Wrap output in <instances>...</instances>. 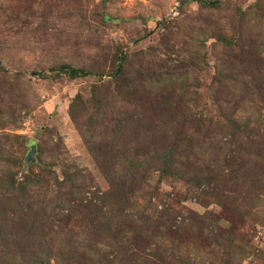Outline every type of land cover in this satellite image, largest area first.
Wrapping results in <instances>:
<instances>
[{
  "label": "rangeland",
  "instance_id": "1",
  "mask_svg": "<svg viewBox=\"0 0 264 264\" xmlns=\"http://www.w3.org/2000/svg\"><path fill=\"white\" fill-rule=\"evenodd\" d=\"M215 1L217 4L204 6L194 0H0V115H9L0 126V135L9 134L5 143L11 150L23 141L16 137L23 136L24 157L34 143V157L39 160L34 162L33 171L38 172L40 165L52 171L46 182L28 191L25 201L30 202L31 209L22 218L13 212L17 199L0 193V208L5 202L14 205L3 219L2 244L34 245L45 251L49 249L47 243H71L75 238L69 230L82 235L75 241L88 242L90 237H99L97 231L95 235L91 230H81L84 227L110 225L114 229L117 213L110 207L99 217L110 219L111 223L99 224L96 218V194L109 189V181L99 168L107 162L103 150L117 153L134 145L147 148L148 152L159 149L170 141L175 122L161 135L153 136L154 127L169 123L167 117L187 107H182L181 102L180 110L175 97L178 91L153 88L149 92L147 87L134 91L128 87V76L134 78L137 72L150 70L183 71L191 102L186 111L199 109L208 117L217 115V107L222 105L227 111L235 109L239 117L263 118L264 108L257 104L255 88L251 89L254 100L237 104L239 96L234 95L229 82L234 83L236 92L245 90L239 86L249 83L232 78L227 81L223 76L259 70V79H264V0ZM121 56L126 57L123 60ZM118 60L124 63V75L116 78L113 70ZM63 63L88 70L90 75L52 76ZM116 87L129 92L130 97H123ZM107 90L112 95L107 98L109 112L103 116L96 137V121L88 125L92 121H87V117L95 113L93 96ZM77 94L81 105L74 120L69 107ZM84 131L87 138L93 136L94 145L84 137ZM199 133L194 136L201 144H183L178 153L192 171H202L209 164L202 155L209 132L202 127ZM231 144L237 145L230 141L228 147ZM251 165L250 168L259 167ZM103 167L116 173V166ZM235 167L234 159L229 165L224 164L223 176L238 178L233 173ZM64 172L71 178L66 180ZM258 176H253L257 177L253 183L239 178L234 185L224 179L228 198L218 200L206 189L207 203L203 206L196 200L200 191L194 186L160 180L157 171H147L123 207L139 208L144 204L145 213H150L171 204L176 215L191 209L203 214L204 220L227 216L229 228L250 239L256 250L241 264H264L262 218L244 212L236 200L249 193L264 199V180ZM32 212L34 222L29 216ZM47 222L53 224L54 231L48 229ZM110 231L112 235L114 230ZM197 259L220 264L219 259L210 260L206 255Z\"/></svg>",
  "mask_w": 264,
  "mask_h": 264
},
{
  "label": "trees",
  "instance_id": "2",
  "mask_svg": "<svg viewBox=\"0 0 264 264\" xmlns=\"http://www.w3.org/2000/svg\"><path fill=\"white\" fill-rule=\"evenodd\" d=\"M194 1L204 6L217 4L215 0ZM121 57L124 60L126 56ZM53 72L55 73L52 76L64 73L71 78L90 75L88 70L67 63H63ZM259 72L261 71L256 70L250 73H229L230 75L223 76L227 81H231L232 78L239 82L242 80V82L249 83L239 86L240 88L245 87V90L236 92L234 83L229 82L228 85L232 88V92H235L234 95L239 96L237 104L251 101L253 99L251 89L255 88L258 95L257 104L264 108V79H259ZM218 73L220 76L223 75L220 70ZM123 75L124 63L118 60L113 70V76L118 78ZM43 76H46V73ZM126 81L128 87L134 91L146 89V87L149 92L153 88H160L169 93L178 91L175 97L180 105V110L181 102L182 107H187L183 112H174V115L167 117L170 119L169 123H160L154 127L153 136L161 135L175 122L171 126L173 132L170 141L159 149L148 152L147 148L134 145L128 150L124 149L117 153L109 149L103 150L102 154L107 162L103 165L100 163L99 168L109 181V189L96 194V218L99 224L111 223L110 219L101 220L99 217L101 212L110 207L117 213V217L114 219L116 225L114 229H110V225L97 226L94 229L84 227L81 230L84 232L91 230L95 235L97 231L99 237L96 240L90 237L88 242L75 241L82 235L69 230L72 238H75L71 243L65 245L59 243L57 246L47 243L49 249L45 251L37 250L34 245L25 244L7 247L2 244L3 219L6 218L5 215L9 209L14 208V205L12 202H5L0 208V264H206L202 259H197L203 255L210 257V260L214 257L219 259L220 264H241L242 260L256 251L250 239H247L241 232L232 231L229 228L227 216L224 219L219 217L204 220L203 214L196 213L191 209L176 215L171 204L163 209H153L154 213H145L144 204L143 206L138 205L139 208L137 205L123 207V204L128 202L129 194L139 186L143 174L152 170L158 172L160 180H176L194 186L196 191H200L196 193V200L203 206L207 203L206 189L218 200L222 199L223 201L228 198L225 195L228 183L224 179L233 181V185L239 181V178L243 182L246 180L247 183H253L257 178L253 176L260 174L258 179L264 180V114L263 118L251 115L239 117L235 113V109L229 108L230 110L227 111L226 107L222 105L217 107V115H208V117H204L199 109H196L195 112L191 111V113L186 111L190 109L191 102L188 101L190 100L187 95L189 93L188 84L184 79L183 71L174 73L165 70H150L148 73L137 72L134 78L128 76ZM121 90V87H116V92L122 94L123 97H130L129 92L123 93ZM99 94L102 97L96 94L92 98L93 108L96 107L95 113L87 117V121H92V124L88 125H93L96 121V137L103 116L109 112L107 98L112 97L108 90L100 91ZM192 95L196 97L195 92ZM80 102L81 97L77 94L70 103L69 111L74 120L81 105ZM8 118L9 115L5 113L0 115V126L5 124ZM202 127H206L209 132L204 146L206 149L202 150V155L209 159V164L202 171H192L189 164L178 157V153L183 144L184 146L185 144L187 146L201 144L194 135L200 134L199 131ZM82 134L91 145H94V142H91L94 141L92 135L87 138L85 131ZM4 135H0V193L10 194L11 199H17L13 212H18V217L22 218L27 214L26 210L31 209L30 202L25 201L29 194L28 191L32 190V186L46 182L47 176L52 171L44 165L39 166L38 172L33 171L34 162L39 160V157L28 161L26 156L21 155L26 148L24 137L17 136V139L23 141L19 143L17 149L11 150L6 144L9 134ZM165 137L166 134L163 135V138ZM230 141L237 145L231 144L228 147ZM243 153L248 157H245ZM231 159L236 162L233 173L237 174L238 178L230 174L223 176L224 164L229 165ZM251 163H255V166L259 167L250 168ZM107 165L108 167L116 166L117 174L103 167ZM16 169L21 171L16 172ZM20 172L21 175L18 176ZM63 177L66 180L71 178L65 172ZM62 184L63 181L59 182V193L62 191ZM64 200H68V198L64 197ZM236 200L238 205L243 207L244 212L257 214L262 218L260 221L264 224V199L259 194L251 195L249 193L244 198L242 197V200L238 197ZM23 202L24 204H22ZM134 208L137 209L134 210ZM29 216L34 222L36 218L34 213L32 212ZM47 224L48 229L51 232L54 231L53 224L51 222H47ZM110 230H114L112 235ZM138 236L143 241L139 242Z\"/></svg>",
  "mask_w": 264,
  "mask_h": 264
},
{
  "label": "water",
  "instance_id": "3",
  "mask_svg": "<svg viewBox=\"0 0 264 264\" xmlns=\"http://www.w3.org/2000/svg\"><path fill=\"white\" fill-rule=\"evenodd\" d=\"M35 150H36L35 144L32 143V144L30 145V149H29L28 153L26 154V159H27L28 161H32V160H34V152H35Z\"/></svg>",
  "mask_w": 264,
  "mask_h": 264
}]
</instances>
